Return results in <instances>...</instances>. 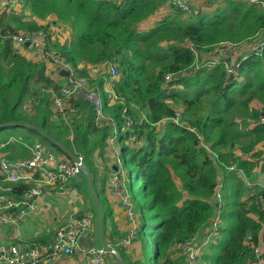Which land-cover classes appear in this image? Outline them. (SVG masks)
I'll use <instances>...</instances> for the list:
<instances>
[{"label": "trees", "instance_id": "trees-1", "mask_svg": "<svg viewBox=\"0 0 264 264\" xmlns=\"http://www.w3.org/2000/svg\"><path fill=\"white\" fill-rule=\"evenodd\" d=\"M165 3L166 0H20L18 10L0 13V29L7 37L20 31L49 30L34 18L45 20L53 16L57 24L69 26L71 42L50 45L79 75L89 78L87 69L79 70L81 64L93 66L111 60L118 63V101L111 102L104 89L102 94L104 113L118 130L115 136L121 144L123 166L130 171L127 189L140 214L136 238L142 244L144 258L134 264H184V257L175 256L176 246L193 239L215 215L213 194L218 185V169L211 153L225 171L234 162V172L244 173L248 179L254 177L256 170L264 171V158L254 152L264 141V125L257 124L264 117V49L241 61L237 77H228L221 62L197 69L190 50V45L206 52L223 43L240 44L254 38L264 31V8L229 2L212 15L199 12L188 16L175 9L154 28L140 30L139 26ZM28 14L31 21L26 20ZM185 72L187 76L183 75ZM170 74L172 80L166 85L165 76ZM240 79L245 80L242 85ZM100 84L103 87L104 82ZM177 86L183 89L175 91ZM50 89L59 92L47 76L45 64L27 60L13 50L11 38L3 39L0 124L15 121L42 127L71 152L84 156L103 208L105 238L109 211L101 201L94 155L96 151L104 154L108 139L114 136V127L98 128L94 108L82 100L75 102L78 115L73 131L64 120H52L51 95L45 93ZM34 99L40 103L35 118H30L22 109L26 100ZM254 101L262 105L261 111L251 108ZM207 102L211 109L204 114ZM179 107L186 126L173 121ZM125 117L134 123L131 134L137 138L135 147L127 144L130 136L121 132ZM251 122L254 127L249 128ZM23 130L38 137L37 142L60 152L36 132ZM236 150L251 153L253 160L237 157ZM175 177L180 179L183 190ZM228 179H234V184L225 197L223 226L217 242L207 247L202 258L206 264H255L259 260L256 248L261 240L264 242V234L260 237L263 204H258L256 197L264 196V188L248 190L235 173ZM136 180L142 184L141 197L135 192ZM12 185L16 196L29 189L24 184ZM183 192L188 199L184 200ZM247 193L250 195L244 201ZM152 221H157L158 226L154 245L157 253L151 258L147 252ZM250 235L254 246L246 244ZM261 258L264 260V254Z\"/></svg>", "mask_w": 264, "mask_h": 264}, {"label": "built area", "instance_id": "built-area-1", "mask_svg": "<svg viewBox=\"0 0 264 264\" xmlns=\"http://www.w3.org/2000/svg\"><path fill=\"white\" fill-rule=\"evenodd\" d=\"M19 0H0V11L5 8L13 9L14 4ZM199 0H167L170 6L181 10L186 16L199 14V9L196 4ZM253 3L264 5V0H252ZM5 38H11L14 50L25 45L31 47L36 46L42 54L44 60L50 62L55 67L59 68L62 72L68 71L69 76H65V84L61 86L60 92L52 100V111L55 118L64 120L66 126L70 129L73 128L78 109L75 102L78 100L89 103L95 111V123L99 128L106 125L115 128V124L104 113V102L102 92L94 87L89 78L77 74L66 61L50 47V39L44 30H39L33 33H16L12 36H4L0 29V42ZM223 48L228 50L239 44L226 43ZM264 49V42L258 43L252 48V54L258 55ZM190 50L193 55L198 59L200 51L190 45ZM223 63L228 74V77H237L239 75L240 63L235 65L229 64L226 61H218L211 63V66L217 63ZM108 68L110 75L106 81L109 87V98L111 102H117L118 96L115 93V86L119 80L120 68L118 63L111 60L104 64ZM102 66L96 65L91 69L92 73L97 74L100 72ZM172 75L165 76L166 85H169L172 80ZM105 83V84H106ZM39 100H26L25 108L33 111L38 107ZM127 110H124V113ZM125 124L121 127V132L126 133L129 139L135 143L136 136L131 134L133 121L129 117H125ZM173 121L176 124H182V110L176 109L175 118ZM264 125V117L260 118L257 123ZM208 149V148H207ZM209 150V149H208ZM239 158H251L252 154H243L240 150L235 151ZM78 162H75L65 155L59 154L52 149L48 148L43 142H36L30 148V156L26 159L12 161L11 159L3 156L0 157V187L1 183L6 184H26L29 189L26 190L20 198H16L11 189L1 188L0 190V222L10 225H19L27 217L31 216L34 212L38 211L36 200L38 197L44 195V188L48 186H58L61 189L69 188L71 192H78L77 180L84 174L83 167L86 166L84 156L76 154ZM217 157V156H216ZM220 165H223L219 162ZM116 168L110 179V187L112 193L118 196L124 206H131L130 195L127 189V178L123 172L122 163L120 160L116 163ZM229 172L237 171V165L231 162L228 167ZM250 187L264 188L262 183H252ZM257 203L263 204L262 211L264 212V196L258 195ZM213 200L215 202V215L207 224L209 229L207 234L202 238H198V234L190 241L176 246L177 252L186 257L184 264H196L204 255V249L212 243L220 235L223 226V211L225 200L222 192V186L217 185L214 189ZM259 218H257V221ZM206 225V226H207ZM96 234L94 229L92 217L88 214H83L77 217L72 223L59 228L53 241L43 246H34L30 249L21 248L17 244H2L0 243V264H40L44 259H56L60 256H73L79 248L81 241L92 235ZM264 234V222H262V230L260 237ZM136 232H132L124 240V243L129 245L136 239ZM246 244L253 245L252 236H248ZM254 246V245H253ZM264 242H260L256 248V253L259 260L255 264H264L261 258L263 253ZM116 249V248H114ZM117 250V249H116ZM87 258L92 264H108L109 256H113L111 252L99 247H91L85 252Z\"/></svg>", "mask_w": 264, "mask_h": 264}, {"label": "crops", "instance_id": "crops-1", "mask_svg": "<svg viewBox=\"0 0 264 264\" xmlns=\"http://www.w3.org/2000/svg\"><path fill=\"white\" fill-rule=\"evenodd\" d=\"M116 1H123V0H116ZM229 2H240V3H246L248 5L254 4L264 8V5L253 3L252 0H199L198 3L196 4V7L199 9V12L205 13L207 15L208 14L212 15L219 8L226 6V4ZM175 9L177 8H173L172 6H170L166 0V3L154 15H152L146 22L142 23L139 26L140 30L146 31L154 28L165 16L169 15L172 12V10ZM12 10L15 9L5 8L4 11L11 12ZM1 12L2 11H0V13ZM34 20L39 25L49 27V30L47 31V34L50 39L49 42H60L62 44L71 42L72 31L70 27L66 25L57 24L55 17L52 16L45 20L34 18ZM59 26L62 27V30L59 29L60 28ZM18 33H27V32L23 31ZM261 42H264V31H261L254 38L245 42H241L239 45L234 46L228 50H225L223 48L225 45L224 46L219 45L218 47L213 48L210 51L201 52L200 57L198 59L195 57L196 60L195 67L198 69L206 64L211 66V63H215L218 61H226L229 64L235 65L237 63H240L241 61L246 60L249 56H251L252 48ZM14 51L17 54L21 55L22 57L26 58L27 60L32 61L33 63L45 64L47 76L59 87V92H60L61 86L65 84V78H64L65 76L62 75V71L59 68L55 67L50 62L44 60L42 54L40 53L39 49L36 48V46L31 47L25 45L20 48H17ZM105 63L98 64L102 66V68L100 72L97 74H94L91 71L93 66L96 65L93 66L90 65L86 66L84 64L79 65V70H84V69L88 70L87 75L90 78L91 84L94 87L98 88L100 92H102V89H104L106 92L109 91V87L106 83V81L108 80V77H106L108 74L107 73L108 68L104 65ZM183 75L187 76L188 74L185 72ZM101 81L104 82L103 87H101L100 84ZM244 81H245L244 79L239 80L241 85L244 83ZM175 88L182 90L183 86H177ZM46 92L51 95L50 96L51 103L54 97L59 94V92L57 94L53 89L45 91V93ZM43 93L44 91L41 94ZM107 93L108 95H110L109 92ZM251 108L256 111H261L262 105L259 102L254 101L251 104ZM50 109L52 111V105ZM23 110L25 111V114L27 116H29L30 118H35L36 109L33 111H29L27 108H25L24 105ZM52 120H60L54 117L53 111H52ZM181 125L186 126L183 120ZM162 126L163 124L161 126L159 125L160 128H162ZM252 127H254V124L251 122L249 128ZM73 129L74 128L70 130L73 131ZM5 131L6 130L0 131L1 134H5L2 136L4 138H6ZM22 133H24V135L27 137V140H31L32 136H34L28 134L23 129H22ZM117 133L118 130L114 128V136L108 139L107 147L105 149L104 154L100 155V152L96 151L94 155V163L100 179L98 183V187L99 190L101 191V201L105 203V206L109 211L108 229H107L106 237L104 238L105 242L107 243L108 246L116 248L121 257H122L121 254L124 255L122 259L126 264H134L136 261H143L144 255L142 251V244L137 240V238L134 241H132L129 245L125 244L124 240L132 232H136L137 234L141 224L140 214L137 211L135 204L132 202V196L129 191L128 193L130 195L131 206L128 207V206H124L121 199L118 196H116L114 193H112V189L110 187V179L116 168L115 165L118 160H120L123 167V161L122 159H120L121 144L118 142V139L115 136ZM11 138L12 136H10V139ZM22 143H26V142L23 140ZM127 144H129L132 147H135L134 143L130 139H128ZM7 145H8L7 148L8 152L11 147H15L16 148L15 150L19 148V146L16 144V140L14 139L10 140V142ZM203 145L209 149V145L205 143H203ZM254 152L260 153L262 158H264V141L256 146ZM29 156H30V151L27 157L24 158L15 159L10 156L9 157L5 156V157L11 159L12 161H17L21 159H26ZM0 157H3V155H1ZM211 158L213 159L216 168L218 169V185L222 186L224 200L229 190L232 189L234 184V179H228V176L231 173H235V175L244 183V185L248 188V190L249 189L252 190V188H254V187H250V184L252 183H262L264 185V171L260 173L256 170L254 177L252 179H248L244 173L225 171L222 167H220L221 165L219 164L216 155L212 153H211ZM247 159L253 160L252 157ZM261 164L262 163H260V165ZM128 176L129 175L126 174L125 177L128 178ZM175 182L177 186L181 190H183L180 179L175 177ZM76 183L79 189L78 192L74 194L71 192V190L68 187L65 189H61L58 186L45 187L44 195L38 197L36 200L38 211L34 212L31 216L27 217L19 225H10L0 222V243L7 245L17 244L24 249H30L34 246H43L54 240L56 231L59 228L72 223L73 220H75L77 217H80L83 214H88L92 217L96 234H92L84 238L81 241L79 248L76 250L73 256H60L54 260L44 259L40 264H92V262H90V260L87 258L85 252L87 249L91 247L101 246L97 235V218H98L97 206L95 204L93 195L88 190V181L85 174H82V176L79 178V180L76 181ZM228 185L230 187H228ZM12 186L14 185L1 183L0 190L1 188H7V187L11 189ZM10 193H12V189ZM183 193H184V200L188 199L189 198L188 194L186 192ZM249 195L250 193L246 194V196L244 197V201L248 200ZM14 196L16 198H20L22 195L20 196L19 194V196L16 195ZM257 218L258 217H256V219ZM208 229H209V225L204 226L199 231L198 238L202 239L207 234ZM155 235L156 233L154 234V238H153L154 245L156 241ZM216 242L217 239L215 243ZM262 249L264 253V246ZM206 250L207 248L204 249L205 252ZM174 251L176 257L177 256L184 257L186 261V257L184 255L177 252L176 249ZM108 264H118V260L115 255L109 256ZM196 264H206V263L203 260V258H201L200 260L197 261Z\"/></svg>", "mask_w": 264, "mask_h": 264}, {"label": "water", "instance_id": "water-1", "mask_svg": "<svg viewBox=\"0 0 264 264\" xmlns=\"http://www.w3.org/2000/svg\"><path fill=\"white\" fill-rule=\"evenodd\" d=\"M27 46H29V45H27ZM62 75L67 77V76H69V72L64 71V72H62ZM10 128H21V129L23 128L26 130L34 131L38 135L42 136L47 142H49L55 149L59 150L62 155L67 156L68 158H70L71 160H73L75 162H78V157L76 156L75 153L71 152L62 142H60L59 140L52 137L42 127L36 126L34 124H31V123H27V122H15V121L0 124V131L5 130V129H10ZM83 172H84V174L87 178V181H88V190L93 195L94 200H95V204L97 206V212H98L97 235H98L99 243L103 248H105L106 250H108L109 252H111L112 254H114L116 256V258L118 260V264H126L124 262V260L122 259V257L120 256L119 252L116 249H114L113 247L108 246L107 243L105 242L104 233H103V217H104L103 208L100 204L99 197L97 196V194H96V192L92 186V178H91L90 172L86 166L83 167ZM156 253H155V256H156Z\"/></svg>", "mask_w": 264, "mask_h": 264}, {"label": "rangeland", "instance_id": "rangeland-1", "mask_svg": "<svg viewBox=\"0 0 264 264\" xmlns=\"http://www.w3.org/2000/svg\"><path fill=\"white\" fill-rule=\"evenodd\" d=\"M14 5H15L14 9L18 10L19 6H20L19 2L14 4ZM26 20L31 21L32 17L29 16V14H28V15H26ZM59 27H60L59 29L62 30V27L61 26H59ZM20 32H23V31H20ZM178 90H180V89H178V88L175 89V91H178ZM210 109H211V103L207 102L206 106H205V111L203 113L207 114ZM5 132H6V138L2 137L5 134H1L0 133V156L1 155L7 156V157L10 156V157L15 158V159L27 157L32 145L34 143H36L37 141H39V138L35 137V136H32L31 140H27V137L24 135V133H22V130H20V129H18L16 131L6 130ZM10 136H12L11 139H10ZM12 139L16 140V144L19 146V148L17 150H15L16 149L15 147H11L9 152H8L7 151L8 145L7 144ZM23 140L26 143H22ZM21 145H23V146H21ZM6 153H8V154H6ZM58 153L61 154L60 152H58ZM120 159H123L121 155H120ZM123 168H124L123 172L129 175V173H128L129 169L126 168L125 165L123 166ZM135 182L137 183V184L135 183V185H134L136 187V188L134 187L135 188V192L137 193V195L139 197H141V194H139V193H140V190L142 189V184L138 180H136ZM157 226H158V222L157 221H152L151 225L149 227V232L150 233H149V236H148L149 237V245H148L147 256L151 257V258L155 256V247H154V243H153V238H154L155 229H156ZM155 237H156V235H155Z\"/></svg>", "mask_w": 264, "mask_h": 264}]
</instances>
